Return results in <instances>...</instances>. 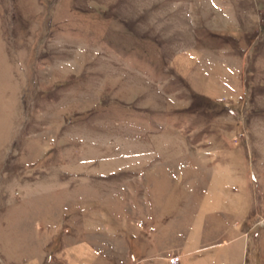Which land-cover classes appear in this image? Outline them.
Masks as SVG:
<instances>
[{"label":"rangeland","instance_id":"obj_1","mask_svg":"<svg viewBox=\"0 0 264 264\" xmlns=\"http://www.w3.org/2000/svg\"><path fill=\"white\" fill-rule=\"evenodd\" d=\"M181 238L264 264V0H0V264Z\"/></svg>","mask_w":264,"mask_h":264},{"label":"crops","instance_id":"obj_2","mask_svg":"<svg viewBox=\"0 0 264 264\" xmlns=\"http://www.w3.org/2000/svg\"><path fill=\"white\" fill-rule=\"evenodd\" d=\"M179 241H182V238H181V240H179ZM236 241V240H235ZM225 242H227V241H225ZM234 242V241H233ZM181 244H180V246H181V248H180V250H177V251H175L176 253H178L180 256H181V259H183V258H187V257H189V256H192V255H194L195 253H197L198 251H200L201 250V248H195V246L194 247H189V244H188V242L185 240L184 242L182 241V242H180ZM229 244V243H228ZM208 246H206V247H204V248H207ZM168 256V255H167ZM152 257H154V256H151L150 258H152ZM241 257V256H240ZM166 258V256L165 257H163V259H165ZM184 264H189V263H184ZM193 264H200L199 263V261H194L193 262ZM241 264V263H240Z\"/></svg>","mask_w":264,"mask_h":264},{"label":"built area","instance_id":"obj_3","mask_svg":"<svg viewBox=\"0 0 264 264\" xmlns=\"http://www.w3.org/2000/svg\"><path fill=\"white\" fill-rule=\"evenodd\" d=\"M165 264H184L179 255H172Z\"/></svg>","mask_w":264,"mask_h":264}]
</instances>
